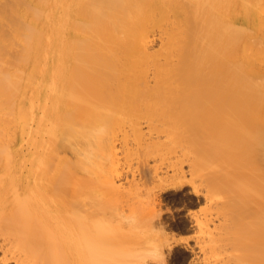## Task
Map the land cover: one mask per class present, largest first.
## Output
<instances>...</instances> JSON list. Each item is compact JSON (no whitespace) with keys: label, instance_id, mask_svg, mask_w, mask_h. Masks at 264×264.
Here are the masks:
<instances>
[{"label":"bare ground","instance_id":"6f19581e","mask_svg":"<svg viewBox=\"0 0 264 264\" xmlns=\"http://www.w3.org/2000/svg\"><path fill=\"white\" fill-rule=\"evenodd\" d=\"M250 1L0 4L1 263L13 249L17 264L103 260L84 247L81 171L115 164L126 124L142 145L145 119L181 146L225 216L214 243L228 244L235 264H264V53L249 36L264 19ZM156 27L164 37L152 52Z\"/></svg>","mask_w":264,"mask_h":264},{"label":"rangeland","instance_id":"374dc122","mask_svg":"<svg viewBox=\"0 0 264 264\" xmlns=\"http://www.w3.org/2000/svg\"><path fill=\"white\" fill-rule=\"evenodd\" d=\"M255 1H250L252 10H256L257 19L263 20L264 0ZM5 2L10 0H0V4ZM244 3L248 8L247 0ZM169 15L173 18L172 14ZM252 15L247 17L250 26ZM158 29L160 27L155 28L151 38L152 52H158L162 47L164 30ZM250 32L251 38L262 41L260 52L264 53V27L258 33L255 30ZM259 69L264 72V61ZM139 124L144 140L142 145L135 140L129 124H126V137L117 132V137L113 138L117 150L115 164L102 159L98 166L90 165L81 171L84 178V197L81 199L84 247L93 257L98 254L105 258L97 263V260L84 263V259H81L82 263L79 259L75 260L77 263L58 262L152 264L150 257L162 252L161 264H235L230 258L231 247L214 243L221 238V226L226 218L217 212V202L209 198L206 182L192 174L190 162L178 143L166 134L151 130L150 123L145 119H140ZM153 142L161 143L163 147L159 150L161 144L156 145L155 153L147 156L146 152ZM63 157L68 161L74 158L71 152ZM107 180H112L114 185H107ZM182 181L188 184L173 188ZM99 222L100 231L95 232L100 227ZM158 231L162 232L163 238L157 235ZM4 239L0 235V245L7 246L8 242ZM100 241L108 244L106 248H101ZM248 247L254 249L256 243ZM6 252V258L11 259L6 264H17L15 260L20 252L16 249ZM4 253L0 249V264H4L1 263ZM24 258V264H42L33 256Z\"/></svg>","mask_w":264,"mask_h":264},{"label":"clouds","instance_id":"9594fccd","mask_svg":"<svg viewBox=\"0 0 264 264\" xmlns=\"http://www.w3.org/2000/svg\"><path fill=\"white\" fill-rule=\"evenodd\" d=\"M163 255L162 252H157L156 255L150 257L152 260V264H161V256Z\"/></svg>","mask_w":264,"mask_h":264}]
</instances>
